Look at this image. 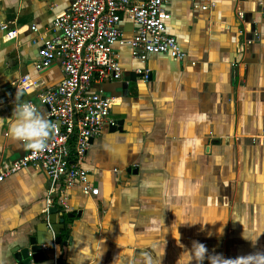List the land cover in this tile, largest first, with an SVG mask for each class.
Returning a JSON list of instances; mask_svg holds the SVG:
<instances>
[{
  "label": "crops",
  "instance_id": "crops-1",
  "mask_svg": "<svg viewBox=\"0 0 264 264\" xmlns=\"http://www.w3.org/2000/svg\"><path fill=\"white\" fill-rule=\"evenodd\" d=\"M210 2L203 10L192 0L166 1V31L184 60L150 54L141 63L127 45L115 46L123 78L95 89L113 98L122 123L105 126L84 161L97 196L72 188L70 210L61 213L40 170L0 182V264H23L16 249L31 259L32 239L44 259L29 264H175L177 243L193 240L226 259L264 253V0L199 4ZM69 5L0 0V167L28 152L7 135L16 95L49 121L40 95L62 69L37 70L34 62L38 42ZM139 69L151 77L129 82L124 95L123 79ZM24 75L33 82L27 89L18 86ZM256 235L254 243L246 238Z\"/></svg>",
  "mask_w": 264,
  "mask_h": 264
},
{
  "label": "built area",
  "instance_id": "built-area-1",
  "mask_svg": "<svg viewBox=\"0 0 264 264\" xmlns=\"http://www.w3.org/2000/svg\"><path fill=\"white\" fill-rule=\"evenodd\" d=\"M166 1L69 0V8L54 17L48 35L38 42V59L34 62L37 70L55 63L62 69L60 81L40 95L52 133L45 150H28L15 161L3 162L0 182L25 168L40 170L50 182L51 201L61 213L70 210L66 192L72 188L78 187L88 197L98 195L99 188L90 180L84 161L92 141L117 120L112 112L113 98L101 88L95 89L96 85L123 78L117 45H127L131 57L141 63H146L150 54L186 58L176 39L166 31ZM192 1L203 10L213 4ZM236 15L243 23V33L245 13L238 10ZM126 23L131 25L129 34H125ZM138 72L148 77L147 69ZM29 82L24 75L18 86L27 89L33 84Z\"/></svg>",
  "mask_w": 264,
  "mask_h": 264
},
{
  "label": "clouds",
  "instance_id": "clouds-1",
  "mask_svg": "<svg viewBox=\"0 0 264 264\" xmlns=\"http://www.w3.org/2000/svg\"><path fill=\"white\" fill-rule=\"evenodd\" d=\"M7 123V135L12 141L20 142L25 150L33 152L45 150L52 128L44 114L36 106L23 101L16 95L13 111ZM257 236L246 238H250L254 243ZM79 242H82V238H78ZM177 244L183 250L177 256L175 264H204L205 261L207 264H264V253L262 252L226 259L219 253L209 252L203 243L196 240L191 242L190 247H185L180 242ZM82 255L86 256L87 254L82 253ZM80 264H83L82 260Z\"/></svg>",
  "mask_w": 264,
  "mask_h": 264
},
{
  "label": "water",
  "instance_id": "water-1",
  "mask_svg": "<svg viewBox=\"0 0 264 264\" xmlns=\"http://www.w3.org/2000/svg\"><path fill=\"white\" fill-rule=\"evenodd\" d=\"M144 77L143 72H131L127 77L123 79L122 82V89H123V94L126 95L128 91V85L129 82L132 83H137L138 79ZM151 77V74L148 73V78ZM121 121H117L114 126H111L113 130L117 128V126L121 125ZM31 259L35 262L42 261L44 259V251L42 249V246L40 244H37L35 240L32 239L31 241ZM16 257L21 260L23 257L26 259L22 262L23 264H29L31 259L28 258L29 251L28 249H24L23 251H18L17 249L15 250Z\"/></svg>",
  "mask_w": 264,
  "mask_h": 264
}]
</instances>
